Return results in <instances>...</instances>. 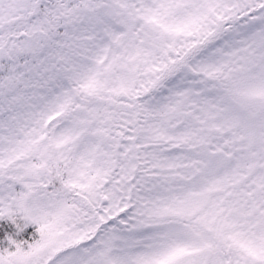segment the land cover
Instances as JSON below:
<instances>
[{
	"label": "snow or ice",
	"instance_id": "6c2138e0",
	"mask_svg": "<svg viewBox=\"0 0 264 264\" xmlns=\"http://www.w3.org/2000/svg\"><path fill=\"white\" fill-rule=\"evenodd\" d=\"M0 264H264V0H0Z\"/></svg>",
	"mask_w": 264,
	"mask_h": 264
}]
</instances>
